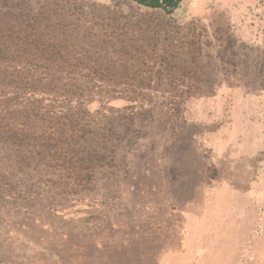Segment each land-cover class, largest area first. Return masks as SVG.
Returning a JSON list of instances; mask_svg holds the SVG:
<instances>
[{
	"label": "rangeland",
	"instance_id": "374dc122",
	"mask_svg": "<svg viewBox=\"0 0 264 264\" xmlns=\"http://www.w3.org/2000/svg\"><path fill=\"white\" fill-rule=\"evenodd\" d=\"M0 31V61H72L113 97L67 124L101 133L91 160L86 143L31 163L0 150V264H264V0H183L171 19L0 0Z\"/></svg>",
	"mask_w": 264,
	"mask_h": 264
},
{
	"label": "trees",
	"instance_id": "16d2710c",
	"mask_svg": "<svg viewBox=\"0 0 264 264\" xmlns=\"http://www.w3.org/2000/svg\"><path fill=\"white\" fill-rule=\"evenodd\" d=\"M118 1L114 0L115 6L118 5ZM125 1L134 3L151 12H161L165 17L171 19L183 0ZM6 48L1 46L0 53H3V49ZM2 56L4 60H10L0 61V150L6 151L7 158L15 155L21 161L25 159L31 163V161L42 160L46 156L54 159L61 152L65 153L70 150L77 153L75 148H69L71 142H74V145H83L88 139L89 135L87 134L92 135L90 140L95 142L94 146L96 145L95 137L101 138V133L97 134L98 132L95 130H82L81 134L72 137L71 133H67L72 131L69 130L72 127L67 124L69 120L73 122V125L77 123L72 112L74 109L83 107L90 114L99 111L97 115L100 116L103 113L101 108L107 107L109 100H113V97L107 99L106 95L97 98H93L95 95H89L91 94L89 91L96 87L98 81L79 74L71 78L70 73L67 72L74 71L73 69L77 68V66L73 67L72 61H15V56H11L10 59H6L5 55ZM45 62H48L50 67L54 65L55 70L45 65ZM81 67L80 71L83 72L85 66L81 65ZM61 74L67 76L68 80L59 82V75ZM51 75H58L59 79L49 78ZM126 98L128 106H136L139 103L132 96ZM141 100L143 102L141 106L133 108L132 111L144 110L146 100ZM91 106H96L98 109H92L93 111H91ZM11 107L16 110L15 113V110H12ZM37 114L42 116L52 115V118L62 125L57 127L56 122L51 120L47 127H43L45 131L35 129L37 128V119L40 118L37 117ZM109 123L112 127L111 121ZM29 127L32 128V135H24L22 139V133L27 134L28 131L25 128L29 129ZM62 145H68L66 146L68 149H62ZM86 145L88 148L85 146L82 152L88 156V160H91L90 157L99 152L95 150L96 146L91 148L89 146L92 144H88V142ZM4 169L6 171V168ZM8 173L9 175L13 174L9 171ZM14 177H17V175H14Z\"/></svg>",
	"mask_w": 264,
	"mask_h": 264
}]
</instances>
